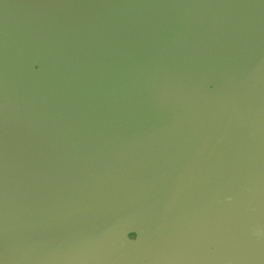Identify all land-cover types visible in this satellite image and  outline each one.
<instances>
[{
  "label": "water",
  "instance_id": "water-1",
  "mask_svg": "<svg viewBox=\"0 0 264 264\" xmlns=\"http://www.w3.org/2000/svg\"><path fill=\"white\" fill-rule=\"evenodd\" d=\"M0 264H264V0H0Z\"/></svg>",
  "mask_w": 264,
  "mask_h": 264
},
{
  "label": "snow or ice",
  "instance_id": "snow-or-ice-1",
  "mask_svg": "<svg viewBox=\"0 0 264 264\" xmlns=\"http://www.w3.org/2000/svg\"><path fill=\"white\" fill-rule=\"evenodd\" d=\"M37 68H39V65H37ZM209 86H211V85H209Z\"/></svg>",
  "mask_w": 264,
  "mask_h": 264
}]
</instances>
